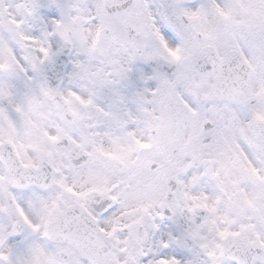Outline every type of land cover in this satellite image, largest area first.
Segmentation results:
<instances>
[{
  "label": "snow or ice",
  "instance_id": "obj_1",
  "mask_svg": "<svg viewBox=\"0 0 264 264\" xmlns=\"http://www.w3.org/2000/svg\"><path fill=\"white\" fill-rule=\"evenodd\" d=\"M0 264H264V0H0Z\"/></svg>",
  "mask_w": 264,
  "mask_h": 264
}]
</instances>
